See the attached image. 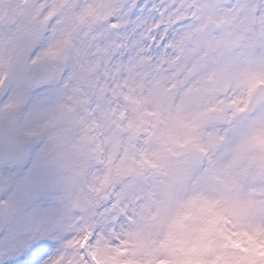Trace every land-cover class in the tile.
<instances>
[{"label": "clouds", "instance_id": "clouds-1", "mask_svg": "<svg viewBox=\"0 0 264 264\" xmlns=\"http://www.w3.org/2000/svg\"><path fill=\"white\" fill-rule=\"evenodd\" d=\"M153 2L167 28L155 49L163 67L135 99L112 105L103 143L80 146L79 127L64 145L52 139L57 129L30 138V166L55 201L22 208L19 229L56 238L46 264H264V83L241 111L232 106L247 95L244 76L264 73V0ZM64 90L39 103L41 120L67 102ZM4 93H16L11 77ZM33 111L26 105L16 117L21 140ZM9 192L0 189V199Z\"/></svg>", "mask_w": 264, "mask_h": 264}, {"label": "snow or ice", "instance_id": "snow-or-ice-1", "mask_svg": "<svg viewBox=\"0 0 264 264\" xmlns=\"http://www.w3.org/2000/svg\"><path fill=\"white\" fill-rule=\"evenodd\" d=\"M255 7L251 6L250 11L254 12ZM0 13V92H4L5 81L23 58L21 41L25 49L49 41L37 55L24 59L33 69L56 61L60 65L71 61L75 68L65 73L63 67L53 64L55 70L50 68L42 78L61 82L68 89L67 102L60 103L42 120L38 111L32 114L35 123L24 132L29 139H20L17 126L8 130L0 149V170L7 167L24 171L23 183L14 182L19 171L8 175L0 172V189L11 188L7 197L0 199V219L8 223L16 221L21 209L31 206L50 187L44 175L30 166V138L57 129L52 139L64 145L70 139L69 128L79 127L80 146L93 140L103 143L101 120L111 118L112 105L122 97L135 99L163 67L166 57L155 49L160 47L167 28L158 23L159 9L153 0H0ZM42 79L33 71L28 84L41 83ZM242 83L247 95L242 101H233L237 111L242 110L238 103L246 106L251 102L258 85L264 83V73L249 72ZM24 100V91L9 95L0 103V113H15ZM55 239L39 231L24 235L15 227L0 230V264H46L44 257ZM73 244L65 241L64 248ZM68 264H75V260L69 257Z\"/></svg>", "mask_w": 264, "mask_h": 264}, {"label": "rangeland", "instance_id": "rangeland-1", "mask_svg": "<svg viewBox=\"0 0 264 264\" xmlns=\"http://www.w3.org/2000/svg\"><path fill=\"white\" fill-rule=\"evenodd\" d=\"M9 2H13V0H9ZM2 14V13H0ZM39 44L33 45L30 48L25 49L23 42L21 41V50L23 52V58L19 61L24 63V59L28 58L30 55L34 56L39 50ZM25 64V63H24ZM18 63L15 65V68L11 74V81L14 86H16V93H19L21 91L25 92V100L24 103L21 104L18 109L16 110V114L18 115L20 111L26 106L31 105L33 108V113L35 114L38 111V105L43 99L48 100H55L57 98H62L64 95V88L62 87L61 82L58 80H51L50 82L43 83L40 85H37L35 87H28L26 84H24L20 78L17 76L18 72ZM28 66V65H26ZM33 71L34 69L31 66H28ZM5 93L0 92V100L4 99ZM5 115L0 113V120L3 119ZM21 174V176L24 175V171L18 170ZM54 189L49 187L43 194L37 196L34 201L32 202L31 206L34 209H40V210H47L52 206V203L55 201V196L51 197V200L49 199V193L53 192ZM19 228L17 221H11L8 223H5L2 219H0V230H3L5 228ZM7 259V257H6Z\"/></svg>", "mask_w": 264, "mask_h": 264}, {"label": "water", "instance_id": "water-1", "mask_svg": "<svg viewBox=\"0 0 264 264\" xmlns=\"http://www.w3.org/2000/svg\"><path fill=\"white\" fill-rule=\"evenodd\" d=\"M50 70L51 69L48 65H42L37 69L36 73L42 79L46 75V73L49 72ZM20 76L23 81L28 82L30 80V78L28 77L29 72L24 66L20 67ZM42 82H45V81H43L42 79ZM15 123H16V116L14 113L8 114L5 117V119L2 122H0V149H3L6 143V140L8 138L7 134H8L9 128L12 126H15Z\"/></svg>", "mask_w": 264, "mask_h": 264}]
</instances>
